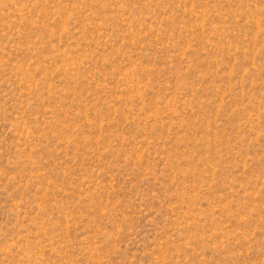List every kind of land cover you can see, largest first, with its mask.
<instances>
[{
	"label": "rangeland",
	"instance_id": "1",
	"mask_svg": "<svg viewBox=\"0 0 264 264\" xmlns=\"http://www.w3.org/2000/svg\"><path fill=\"white\" fill-rule=\"evenodd\" d=\"M0 264H264V0H0Z\"/></svg>",
	"mask_w": 264,
	"mask_h": 264
}]
</instances>
